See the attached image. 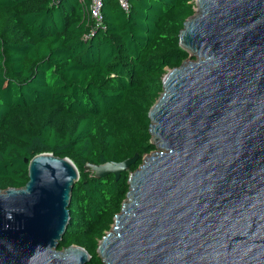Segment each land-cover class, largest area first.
Segmentation results:
<instances>
[{
  "label": "water",
  "instance_id": "1",
  "mask_svg": "<svg viewBox=\"0 0 264 264\" xmlns=\"http://www.w3.org/2000/svg\"><path fill=\"white\" fill-rule=\"evenodd\" d=\"M179 33L190 57L163 77L150 108L157 150L129 174L100 240L104 264H264V0H195ZM138 159L87 163L101 178ZM28 182L0 188V264H87L60 243L80 170L52 152Z\"/></svg>",
  "mask_w": 264,
  "mask_h": 264
},
{
  "label": "trees",
  "instance_id": "2",
  "mask_svg": "<svg viewBox=\"0 0 264 264\" xmlns=\"http://www.w3.org/2000/svg\"><path fill=\"white\" fill-rule=\"evenodd\" d=\"M103 0L101 25L90 0H0V188L22 187L28 163L52 152L80 170L60 248L97 253L129 191V174L157 150L150 108L163 77L190 57L179 33L195 0ZM138 155L119 179L95 177L87 163Z\"/></svg>",
  "mask_w": 264,
  "mask_h": 264
},
{
  "label": "built area",
  "instance_id": "3",
  "mask_svg": "<svg viewBox=\"0 0 264 264\" xmlns=\"http://www.w3.org/2000/svg\"><path fill=\"white\" fill-rule=\"evenodd\" d=\"M84 2L85 0H81ZM120 6L126 11H130L131 2L130 0H118ZM103 0H90V5L87 9L88 17L96 23V25H101L103 20L102 15V7H103Z\"/></svg>",
  "mask_w": 264,
  "mask_h": 264
}]
</instances>
